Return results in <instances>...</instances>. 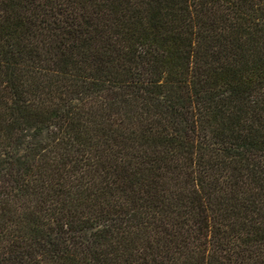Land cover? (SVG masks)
Instances as JSON below:
<instances>
[{
	"label": "trees",
	"instance_id": "16d2710c",
	"mask_svg": "<svg viewBox=\"0 0 264 264\" xmlns=\"http://www.w3.org/2000/svg\"><path fill=\"white\" fill-rule=\"evenodd\" d=\"M0 264H264V0H0Z\"/></svg>",
	"mask_w": 264,
	"mask_h": 264
}]
</instances>
